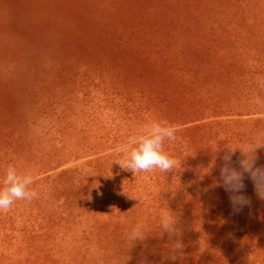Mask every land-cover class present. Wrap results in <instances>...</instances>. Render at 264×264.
<instances>
[{
    "label": "rangeland",
    "instance_id": "374dc122",
    "mask_svg": "<svg viewBox=\"0 0 264 264\" xmlns=\"http://www.w3.org/2000/svg\"><path fill=\"white\" fill-rule=\"evenodd\" d=\"M258 73L264 0H0V176L14 165L39 193L0 214V264H264V201L246 176L234 212L215 152L264 129ZM153 119L179 126L165 148L180 163L121 169ZM136 223L146 237L131 243Z\"/></svg>",
    "mask_w": 264,
    "mask_h": 264
},
{
    "label": "clouds",
    "instance_id": "9594fccd",
    "mask_svg": "<svg viewBox=\"0 0 264 264\" xmlns=\"http://www.w3.org/2000/svg\"><path fill=\"white\" fill-rule=\"evenodd\" d=\"M255 90L249 100L253 111L264 117V74L253 77ZM179 126L166 121L153 119L147 125L146 131L133 136L122 148L118 160L120 168L130 171L134 175L159 171L170 173L180 163L177 158L168 152L165 143L177 141ZM264 148V129L256 131L253 135L240 140L235 146L226 143L223 149L217 147L215 152L223 151L220 157L222 165L219 169L220 186L229 193V201L234 212H239L250 204V199L244 195V180L247 176L252 181L258 199L264 201V166H257V152ZM239 151L238 167L233 166L232 157ZM35 178L27 171H21L14 165H8L0 176V214L7 213L17 201L31 203L39 198V193L33 187ZM178 218L170 210L162 215L158 221L161 236L167 234L168 244L166 255L175 261L183 256L185 245L180 237ZM146 237L144 227L140 223L134 224L128 239L133 243ZM130 257H114L111 264H127Z\"/></svg>",
    "mask_w": 264,
    "mask_h": 264
}]
</instances>
